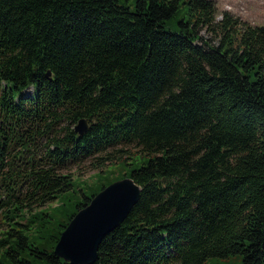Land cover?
<instances>
[{
  "label": "trees",
  "instance_id": "16d2710c",
  "mask_svg": "<svg viewBox=\"0 0 264 264\" xmlns=\"http://www.w3.org/2000/svg\"><path fill=\"white\" fill-rule=\"evenodd\" d=\"M216 17L213 0H0V264H70L62 232L114 179L62 169L106 171L118 157L98 154L131 143L141 197L93 264H264V23Z\"/></svg>",
  "mask_w": 264,
  "mask_h": 264
},
{
  "label": "water",
  "instance_id": "95a60500",
  "mask_svg": "<svg viewBox=\"0 0 264 264\" xmlns=\"http://www.w3.org/2000/svg\"><path fill=\"white\" fill-rule=\"evenodd\" d=\"M89 123L79 119L75 131L83 135ZM142 187L132 177L118 179L100 190L69 222L55 247V254L70 264H93L102 240L130 214Z\"/></svg>",
  "mask_w": 264,
  "mask_h": 264
},
{
  "label": "rangeland",
  "instance_id": "374dc122",
  "mask_svg": "<svg viewBox=\"0 0 264 264\" xmlns=\"http://www.w3.org/2000/svg\"><path fill=\"white\" fill-rule=\"evenodd\" d=\"M130 6L134 5L136 0H120ZM217 7L216 20L223 19L224 12H228L234 19H237L242 25L248 22L251 25H261L264 23V0H213ZM201 35L209 42L217 44L219 42V32L214 30L203 29ZM31 89H27L29 93ZM76 125V124H75ZM139 148L134 143L131 144H118L115 147L108 148L106 152L98 154V156H105L107 154L117 155L118 160L110 163L108 161L105 164L104 169L102 167H95L93 164L97 163V155L89 157L86 160L72 164L62 169L63 173L72 174L76 180V185L86 187L89 184H94L97 180H100V176H107L108 179L114 181L126 177V174L130 170L131 165H140L146 161L148 157L147 153L138 151ZM129 156V159H125ZM130 163L131 165H126ZM101 171V172H100ZM104 178L103 181H106ZM113 181V182H114ZM112 183V182H111ZM109 185V184H108ZM60 203V200H54L53 202L44 205L43 208L52 211ZM40 210V209H39ZM38 210V211H39ZM4 229V225L0 220V236L1 231ZM202 264H244L243 255L231 254L228 257H211Z\"/></svg>",
  "mask_w": 264,
  "mask_h": 264
}]
</instances>
